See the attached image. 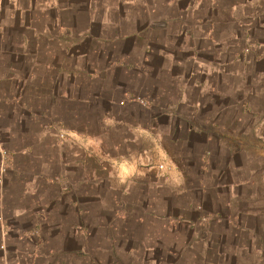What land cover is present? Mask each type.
Wrapping results in <instances>:
<instances>
[{
	"label": "rangeland",
	"instance_id": "1",
	"mask_svg": "<svg viewBox=\"0 0 264 264\" xmlns=\"http://www.w3.org/2000/svg\"><path fill=\"white\" fill-rule=\"evenodd\" d=\"M36 1L51 4L59 23L73 30L74 53L84 71H98L109 63L126 68L121 84L114 80L115 85L133 91L129 96L139 105L124 106L126 113L115 110L138 130L124 134L115 128L113 135L135 138L123 143L125 152L153 147L152 162L141 178L144 186L115 192L91 187V249L68 256L74 264H237V257L247 264H264L262 239L224 236L222 225L201 227L195 252L193 247L180 249L194 241L184 236L189 228L180 207L200 198L192 189L201 179L198 163L207 150L200 128L233 147L242 141L250 151L261 150L264 168V0ZM151 20L166 23L165 29L149 30ZM147 69L158 73L152 84L145 81ZM204 118L215 122L212 129L196 124ZM256 163L251 158L250 165ZM178 177L188 188L185 194L178 193ZM245 242L250 245L242 251ZM146 246L153 249L145 252Z\"/></svg>",
	"mask_w": 264,
	"mask_h": 264
},
{
	"label": "crops",
	"instance_id": "2",
	"mask_svg": "<svg viewBox=\"0 0 264 264\" xmlns=\"http://www.w3.org/2000/svg\"><path fill=\"white\" fill-rule=\"evenodd\" d=\"M57 12L36 0H0V146L7 152L0 157V264H74L68 256L91 249V187L115 192L144 186L141 178L153 159L150 145L125 152L123 143L135 138L113 135L115 128L124 134L138 130L116 113L139 105L129 96L133 91L118 85L126 68L109 63L84 71L74 53L73 30L59 23ZM150 22L149 30L165 29L166 23ZM149 71L145 81L152 84L158 73ZM214 123L204 118L196 124L212 129ZM205 129L198 134L207 146L198 163L201 179L192 188L200 198L180 207L189 228L184 236L194 241L180 249L193 247L195 252L197 239L202 240L200 228L210 225H222L227 237L264 241L261 150L250 151L242 141L233 147ZM139 131L154 141L146 129ZM251 158L257 159L255 166ZM183 180L178 177L179 194L188 189ZM16 222L23 227H15ZM51 222H56L54 228H49ZM246 243L242 251L250 245ZM240 260L237 264H247Z\"/></svg>",
	"mask_w": 264,
	"mask_h": 264
},
{
	"label": "built area",
	"instance_id": "3",
	"mask_svg": "<svg viewBox=\"0 0 264 264\" xmlns=\"http://www.w3.org/2000/svg\"><path fill=\"white\" fill-rule=\"evenodd\" d=\"M62 136V135H61ZM7 155V152L3 150V148L0 146V157L5 158ZM1 182V181H0Z\"/></svg>",
	"mask_w": 264,
	"mask_h": 264
}]
</instances>
